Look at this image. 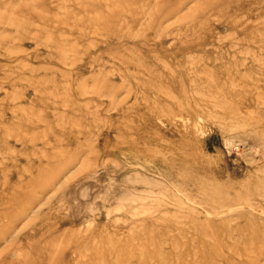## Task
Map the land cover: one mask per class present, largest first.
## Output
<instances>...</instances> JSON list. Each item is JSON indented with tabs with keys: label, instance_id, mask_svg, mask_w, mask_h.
Segmentation results:
<instances>
[{
	"label": "rangeland",
	"instance_id": "obj_1",
	"mask_svg": "<svg viewBox=\"0 0 264 264\" xmlns=\"http://www.w3.org/2000/svg\"><path fill=\"white\" fill-rule=\"evenodd\" d=\"M0 264H264V0H0Z\"/></svg>",
	"mask_w": 264,
	"mask_h": 264
}]
</instances>
